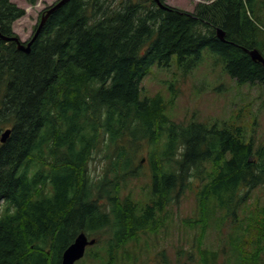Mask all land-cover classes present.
<instances>
[{
    "label": "trees",
    "instance_id": "trees-1",
    "mask_svg": "<svg viewBox=\"0 0 264 264\" xmlns=\"http://www.w3.org/2000/svg\"><path fill=\"white\" fill-rule=\"evenodd\" d=\"M25 15L0 0L1 33L16 37ZM206 49L240 88L264 86V65L249 53L264 57V0H215L193 12L155 0H70L29 53L0 39V136L11 130L0 141V264H62L82 232L97 238L85 258L135 259L128 247L165 229L176 195L193 187L195 250L182 248L179 264H264V203L254 197L264 199V137L239 114L179 124L169 113L174 91L142 92L154 67L189 73ZM97 155L103 171L92 177ZM143 159L149 191L137 200L127 189ZM210 229L224 238L218 252L204 247ZM102 232L108 242L98 251Z\"/></svg>",
    "mask_w": 264,
    "mask_h": 264
},
{
    "label": "rangeland",
    "instance_id": "rangeland-1",
    "mask_svg": "<svg viewBox=\"0 0 264 264\" xmlns=\"http://www.w3.org/2000/svg\"><path fill=\"white\" fill-rule=\"evenodd\" d=\"M12 1L26 10V15L17 20L14 25L17 35L26 42L31 39L43 10L58 0H37L34 5L29 0ZM164 2L167 5L193 12L198 3H210L211 1L164 0ZM141 87L143 95L153 96L160 93L166 99H169L174 91L177 98L174 105L170 107L169 113L171 119L179 124H187L194 119L208 125L217 121L224 124L234 120L239 114L249 133H252L258 141L264 137V86L246 85L240 88L235 79L224 73L222 64L216 62L209 49L205 50L202 62L193 71L183 73L175 65L165 69L154 67L142 81ZM253 118L256 119V124L251 128L250 121ZM147 150V147L142 148V156H146ZM103 166V158L97 155L89 165L91 176H100ZM141 172L142 177L138 180H131L127 191H133L137 200H146L149 191L147 174L150 172L146 162ZM194 184L196 187L199 185L198 181ZM195 191V187L187 188L183 193L176 195L169 207L168 226L158 235H142L141 241L131 244L127 249L135 255V259L130 260L123 257L118 264H179L180 250L182 248L188 251L194 249L192 247L195 243L196 230L191 228L187 221L198 216ZM254 197H260L264 203L263 195L259 191L254 193ZM220 236L218 229H210L204 241V247L218 252L226 245L223 244L224 238ZM100 237L106 240L94 248L98 251L105 248L109 234L102 232ZM84 258L76 264H104L103 260L106 259ZM222 258L226 259L227 255L224 253ZM182 260H187L184 254Z\"/></svg>",
    "mask_w": 264,
    "mask_h": 264
},
{
    "label": "water",
    "instance_id": "water-1",
    "mask_svg": "<svg viewBox=\"0 0 264 264\" xmlns=\"http://www.w3.org/2000/svg\"><path fill=\"white\" fill-rule=\"evenodd\" d=\"M70 0H60L55 5L51 6L49 9H47L45 12L42 13L41 21L39 23V26L37 28V31L35 32L34 36L28 43L22 42L18 37H8L1 33L0 31V39L6 40V41H15L17 44L18 49L29 53L31 51V47L33 42L36 40L38 35L40 34L41 30L45 26L47 20L49 17L60 7H62L64 4L69 2ZM158 5L166 9L167 7L162 4L160 0H156ZM218 37L221 40H224L225 33L223 30L218 29L217 30ZM250 55L252 56L254 61H259L264 65V57L263 55L257 50L249 51ZM11 134V130L7 129L4 131L1 135V142L4 143L8 139V137ZM96 243L95 239H89L85 233H81L77 236L76 240L64 251L63 257H62V264H75L78 260L82 259L85 256L86 248L89 245H94Z\"/></svg>",
    "mask_w": 264,
    "mask_h": 264
},
{
    "label": "bare ground",
    "instance_id": "bare-ground-1",
    "mask_svg": "<svg viewBox=\"0 0 264 264\" xmlns=\"http://www.w3.org/2000/svg\"><path fill=\"white\" fill-rule=\"evenodd\" d=\"M160 7V6H159ZM161 8V7H160Z\"/></svg>",
    "mask_w": 264,
    "mask_h": 264
}]
</instances>
